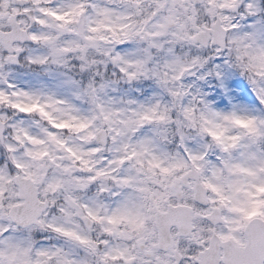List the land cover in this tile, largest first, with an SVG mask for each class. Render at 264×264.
<instances>
[{
	"label": "clouds",
	"instance_id": "clouds-1",
	"mask_svg": "<svg viewBox=\"0 0 264 264\" xmlns=\"http://www.w3.org/2000/svg\"><path fill=\"white\" fill-rule=\"evenodd\" d=\"M209 258L264 264V0H0V264Z\"/></svg>",
	"mask_w": 264,
	"mask_h": 264
},
{
	"label": "snow or ice",
	"instance_id": "snow-or-ice-1",
	"mask_svg": "<svg viewBox=\"0 0 264 264\" xmlns=\"http://www.w3.org/2000/svg\"><path fill=\"white\" fill-rule=\"evenodd\" d=\"M251 239H252V243L255 244L256 240L254 235L251 237ZM208 264H212L211 258H209Z\"/></svg>",
	"mask_w": 264,
	"mask_h": 264
}]
</instances>
